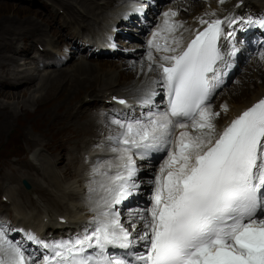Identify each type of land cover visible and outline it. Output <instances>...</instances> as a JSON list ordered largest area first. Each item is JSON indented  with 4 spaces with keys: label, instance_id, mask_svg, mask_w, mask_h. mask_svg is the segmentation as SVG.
<instances>
[{
    "label": "snow or ice",
    "instance_id": "6c2138e0",
    "mask_svg": "<svg viewBox=\"0 0 264 264\" xmlns=\"http://www.w3.org/2000/svg\"><path fill=\"white\" fill-rule=\"evenodd\" d=\"M163 15L164 30L174 31L176 22L170 17L177 13L169 10ZM228 22L264 28V16ZM200 23L206 27L182 52L163 55L167 63L156 64L161 80L154 83L166 89L165 109L150 110L140 119L112 121L119 128L108 137L115 145V158L93 170L100 179L91 189L97 193L91 231L74 240L43 244L51 254L43 255L40 264H264V99L213 139L212 117L219 113L208 104L213 91L209 74L222 58L218 41L224 21L201 18ZM152 35L150 48L176 51L157 41L159 32ZM148 59L151 71V51ZM176 129L182 130L178 136ZM163 150L167 159L150 181L151 207L129 213L136 218L129 221V230L116 206L139 188L133 180L134 157ZM140 244L143 251H131ZM0 264H36L8 239L3 226Z\"/></svg>",
    "mask_w": 264,
    "mask_h": 264
},
{
    "label": "bare ground",
    "instance_id": "6f19581e",
    "mask_svg": "<svg viewBox=\"0 0 264 264\" xmlns=\"http://www.w3.org/2000/svg\"><path fill=\"white\" fill-rule=\"evenodd\" d=\"M41 1L42 2L38 3L40 7L38 8L39 10L36 9L33 15H35L36 18L39 17L41 20L47 21L46 23L51 30V42L56 43L61 39L62 35H60V32L71 30L77 41H79V39L84 41V45H82L84 46L83 50L88 49L85 43L90 42L91 37H94L91 33H86V31L89 30V25L93 24L99 26L101 29L112 27L113 24L111 21L118 20V16H115V12L118 8L117 6L123 2V0H103V6H101L98 0H82L81 5L76 6L75 3L70 0ZM56 1H60V3H56ZM172 1L173 2L170 4H167L168 8L177 13L174 17L182 18L193 17L196 14H204L206 16L211 13H220L224 7V4H222L220 0ZM258 1L259 0H245V6L251 8L258 6V8H263L264 3H259ZM234 2L235 1H233V3ZM113 4L115 9L109 11V9L113 7H108ZM164 7L167 6L165 5ZM60 9H63L62 14L59 13ZM194 10L195 12H193ZM164 12L167 11L164 10ZM108 15H112L114 18H107ZM48 16L50 19H48ZM59 17L63 19L58 22L57 20ZM193 24L196 23L193 22ZM36 29L38 30L40 28ZM32 31L28 33H32ZM23 33L24 30L14 32L11 29L10 31L0 32V90L3 88L4 90L15 89L22 91L18 93H16L17 91H14L15 93L6 91L7 94L10 93L9 96H13L14 98L20 97L21 100L19 107L13 106L12 108L10 105H7V112L12 109L17 111L29 105H37L41 114L56 117L60 110L64 108L65 110L58 115L57 129L53 130V132H59L64 135L63 137L66 139V148L64 151L65 153L58 156L62 146L60 141L51 144L44 141L43 138L41 140H33L34 144L39 145L35 147L36 150L34 149L35 159L38 163L26 159V166L21 169L17 163L18 157L16 160L11 161V172L9 171L11 174L6 169L2 168L0 170V190L6 188L7 194H3L8 196V201L10 200L13 205L12 210L17 212V216L14 217L15 221L9 223V225L13 226L17 221L16 224L18 225L38 227L42 233L46 230L56 232L60 229H64L66 226L77 223L80 218H84L83 216H88V214H83V206L85 203L84 200H80V182L82 180V170L85 165V160H83L82 157H74L73 153L76 150L81 151L89 148L99 151L100 148L104 147V145L97 140L100 135L99 115L98 112H94L91 108L92 100L106 95L112 89L119 90V92L112 93L125 94L134 89L141 79V77H137L133 79L134 81L130 80L122 84L119 79L124 78L127 80V77L132 72H110L109 75L99 78V85L92 84L93 86H90L91 84H88L81 86L75 83L77 77L80 72L82 75H85L92 69L101 70L108 66H113V70L116 69L115 67L120 68L123 66L127 70L131 66L136 65L137 69L135 72L142 74V71L146 70V63L139 57L140 52L136 51L132 56L133 58L127 59L129 61L126 60L125 64H122L121 60L120 62L116 61L98 64L88 62L87 59H80L78 64L74 67L60 68L53 73H49L47 69L49 66L40 68L38 60L35 66L37 74H35L29 71L25 65L28 60L36 59L31 57V52L35 50L36 47L34 49H29L22 43H19L16 47L17 39L20 35H24ZM87 36L89 37L88 39H86ZM123 44L127 45L128 43L124 42ZM141 46V44H129V49H135ZM20 57L25 61L23 64H19ZM133 59H137L135 63L132 62ZM255 66L260 69L263 75L256 74L249 77L247 76L246 78H250L251 80L253 77H257L256 82L252 83V86L247 82H243L240 86L234 85L231 89L230 87L225 88L224 92L227 91L229 96L224 100L227 106L222 104L218 108L221 115L219 120L226 123L254 101L264 96V66L258 65V63ZM245 85L251 86L250 92L241 89L242 86ZM25 87H29V89H24ZM32 88L37 91L38 95H34L31 92ZM138 90L140 89H135V91ZM58 92L60 95L55 98ZM235 92H239L241 95ZM27 95H30L31 98H35V100L28 98L29 96ZM243 97H245V99L241 100ZM3 98L9 100L6 97ZM39 101L41 102L40 104L38 103ZM0 107H3V105H0ZM26 111H28L29 115L30 109L25 108V112ZM4 116L5 118L9 117L8 114ZM17 116L26 117L27 115H25V113H20ZM9 124H11L10 119H8L5 126ZM30 126L32 129H30ZM42 129L43 124L37 121H30L27 125V130L31 134L41 133ZM188 130L193 131V134L195 133L191 128ZM15 133L16 131L10 132V134L6 136L5 141ZM25 145H27V142H25ZM40 147L41 149H39ZM43 150H47L48 154L43 153ZM13 154V152H10L8 157ZM66 160L68 162V168L72 169V174L78 176L76 185H65L64 181L61 179L60 173L64 176L67 174L65 167H62V164ZM3 162L6 163L5 159H3ZM20 166L23 167L22 164H20ZM19 173L23 176L26 175V173L42 176L40 179L33 180V191L37 198L22 190L20 188L21 186L8 184V181L11 180L18 181ZM86 173L89 172L87 171ZM29 180L32 182V179ZM136 194L137 192L133 194V199ZM137 196L141 197V195ZM0 207H6V204L0 202ZM28 208H30V210ZM61 216L66 217L68 222H60L59 218ZM47 236L49 237V234ZM48 244L55 243L53 240H50ZM46 250L47 255L51 254V249Z\"/></svg>",
    "mask_w": 264,
    "mask_h": 264
},
{
    "label": "rangeland",
    "instance_id": "374dc122",
    "mask_svg": "<svg viewBox=\"0 0 264 264\" xmlns=\"http://www.w3.org/2000/svg\"><path fill=\"white\" fill-rule=\"evenodd\" d=\"M70 1H73L76 6H79L82 3V0H70ZM39 2H42V1L39 0L38 3ZM171 2H173V1H171ZM171 2H169L168 4H170ZM56 3H60V1H56ZM166 6L167 7H165L163 9V11L165 10V11L168 12L170 10V8H168L167 4H166ZM117 7H119V5ZM38 8H40V7L35 6V5H31V4H27L26 2H24V4H23L20 1L0 0V32L10 31V29L12 31H14V32H19L21 30H24V33H23L24 35H20L18 37V39H17L16 47L19 45V43H22V44H25L29 49H34L35 47H37L38 43H41L43 41L51 42L52 41L51 40V35H50V31L51 30H50V27H48L49 25H47V23H46L47 21L41 20L39 17L36 18L35 15H33L34 14L33 12L36 11V9L39 10ZM255 8H258V6H256ZM114 9L115 8L113 7L111 9H109V11H112ZM13 16H17L18 20L15 21ZM107 18H114V17H112V15H108ZM48 19H50L49 16H48ZM62 19H63L62 17L58 18L59 21H62ZM36 28H40V29L37 30ZM31 31H32V33H28V32H31ZM60 35H62L61 38H63L64 35H70L71 38H72V42H73L74 48H77V49H80L82 47L84 48V46H82L84 44L80 43L79 41H77L75 39V36H74V34H73V32L71 30L60 32ZM88 38L89 37L87 36L86 39H88ZM34 42H35V44H34ZM132 44L137 45V44H140V43H132ZM84 56L85 55H82L81 60L87 59V57L86 56L84 57ZM131 58H133V57L131 56ZM109 59H112V58H109ZM79 60L80 59H78L77 61H74L73 64L70 65L69 67L76 66L78 64ZM120 60L122 61V64H125L126 63L125 60H127V59L126 58H121L119 60H117V59H112V60L87 59L88 62H94V63H98V64L99 63L104 64L106 62H116V61L120 62ZM124 61H125V63H124ZM127 61H129V60H127ZM263 62L264 61L256 60V61L251 62L250 64L258 63V65L264 66ZM133 63H135V62H133ZM112 67L108 66V67H105V69H101V70L100 69L99 70L92 69V70L89 71L90 72L89 76L93 77V76H95L98 73L105 72V70L108 71V70L112 69ZM247 67L246 68L244 67V69L235 77L234 81L229 85L230 89L234 85L240 86L239 84H241L242 81L243 82H247L248 84H250L252 86L253 85L252 83L256 82L257 77L256 76L253 77L252 80L250 78H246V77L247 76L248 77L249 76H253V75H256V74L261 75V76L263 75L262 72H260V69L258 67L254 66L253 69L251 67L250 68H247ZM115 68H116L115 70H117V71H114L113 73L122 72V71L126 73V71L132 72L133 70L136 71V69H137L136 65L131 66L127 70L123 66L120 67V68H117V67H115ZM134 74L135 73H131L127 78H129L130 76H132ZM238 76L242 80L237 79ZM133 79H134V76L132 78H130L129 80L127 79L126 81L121 82V83L125 84V82H129L130 80L134 81ZM122 80H124V79H122ZM250 85L249 86L248 85L247 86L246 85L242 86L241 89L243 91L250 92L251 91V86ZM90 86H93V85L91 84ZM24 89L28 90L29 87H25ZM31 90H32L31 92L34 95H38L37 91L35 89L32 88ZM6 91L7 92L17 91L16 93L22 92V91L15 90V89L4 90L2 88V90H0V98L2 97L1 100H0V105H3V107H0V109H1V111H0V170L3 168V169H6L8 172L9 171L11 172V167H12L11 161H14V160L17 159V158L13 159L10 156L8 157V154L10 152H7V153L5 152V150L7 149L8 145H9V139L11 137L16 136V135L22 141V143L25 144V142H27V145H25V146L27 147V149L29 151H32V150L35 149L36 146H39V145L34 144L33 140H41L43 138L44 141H47V143H51V144H54L55 142L60 141L62 143V146H61V149H60V152H59L58 156L63 155L65 153L64 151H65V148H66V139L63 137L64 135L62 133L53 132V130L57 129V118H58V115L61 114L65 109L62 108L56 117H51V116H47V115L41 114L37 105H34V108H31V106H27V107H24V108H22L20 110H17V111H14L12 109V110H9V112H7V105H10V107H12V108H13V106L19 107V105L21 103V100H20V97L14 98L13 96H9L10 93L7 94ZM25 92H27V91H25ZM235 93H239V92H235ZM28 94H30V93H28ZM59 95L60 94L58 92L57 96L55 98L59 97ZM239 95H241V93H239ZM27 96H29L28 98H31L30 95H27ZM227 96H229L228 92H226V93L224 92V94L222 95L221 98L223 100H226L225 98H227ZM3 97L8 98L9 100H6ZM31 99L35 100V98H33V97ZM243 99H245V97L241 98V100H243ZM38 103L40 104L41 102L39 101ZM25 108H29L30 109L29 115H28V111L25 112ZM20 113H25V115H27V116L26 117L17 116ZM6 114H8L9 117L5 118L4 115H6ZM8 119H10L11 124L5 126L6 122L8 121ZM30 121H37V122L43 124L42 132L41 133H36V134H31L27 130V125L29 124ZM30 129H32L31 126H30ZM12 131H16V133L5 141L6 136H8L10 134V132H12ZM12 148L13 149H19L20 148L19 143H18L17 140H15L14 145H13ZM39 149H41V147ZM89 150H91V149H89ZM43 151H45L43 153L48 154L47 150H43ZM14 154H16V153H14ZM28 157H30V156H28ZM18 158L19 159L17 160V163L19 165V168L23 169L26 166L27 161H26L25 158H22V157H18ZM3 159H5L6 163L3 162ZM27 160H29V159H27ZM35 163H38V161H36ZM20 164H22L23 167H21ZM146 164H147V167H148L149 163H146ZM62 167H65V169L67 170V174H66L65 177L63 175H61V179L64 180L65 182H69L70 177H68V176H73L75 174H72L73 173L72 169L68 168L67 160L62 164ZM12 173H14V172H12ZM86 174H88V173H86ZM18 177H19L18 181L11 180V181H8V184L9 185H14V186L17 185L19 187L21 186L20 188L22 190H24L25 192H28L32 196L36 197V194L33 191V180L34 179H40V177H42V176L41 175H32V174H29V173H26V175L23 176L21 173H19ZM23 177L28 178V180L32 179V182H30L31 186H32L31 190H28V189H26L24 187V185L22 183ZM76 178H78V176H76ZM71 180L73 181L74 178L71 177ZM12 183H14V184H12ZM5 184H7V183H5ZM3 193L4 194L7 193L6 192V188L0 190V194H2V195H0V202H4L2 200V198L3 197H7ZM141 197H142V195H141ZM4 214L7 215V213H4ZM15 216H17V215H15Z\"/></svg>",
    "mask_w": 264,
    "mask_h": 264
},
{
    "label": "water",
    "instance_id": "95a60500",
    "mask_svg": "<svg viewBox=\"0 0 264 264\" xmlns=\"http://www.w3.org/2000/svg\"><path fill=\"white\" fill-rule=\"evenodd\" d=\"M24 183L27 186V188H30V184L26 180L24 181Z\"/></svg>",
    "mask_w": 264,
    "mask_h": 264
}]
</instances>
